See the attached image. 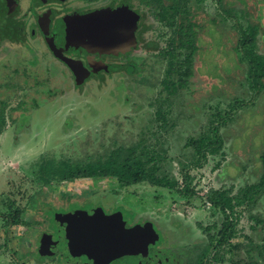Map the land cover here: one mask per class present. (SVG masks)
Segmentation results:
<instances>
[{
    "label": "rangeland",
    "instance_id": "1",
    "mask_svg": "<svg viewBox=\"0 0 264 264\" xmlns=\"http://www.w3.org/2000/svg\"><path fill=\"white\" fill-rule=\"evenodd\" d=\"M119 1L122 0H65L55 6L57 13L70 9L73 12V9L90 10ZM232 1L236 7H253L254 20L262 23L258 47L264 54V1ZM22 4L24 9L25 0ZM21 14L26 22L32 11ZM143 15V31L136 33L137 46L128 54L101 56L100 60H95L101 67L87 72L81 82H77L62 63L53 61L46 54L41 40L26 36L25 43H18L14 37L26 32L25 28H16L10 22L2 28L5 39H0V104L5 102V122L0 124V209L5 210L3 202L6 197H11L16 206L24 207V211L20 225H4L0 217V264H69L36 253L39 234L43 230L56 229L54 214L50 212L65 214L66 210H84L95 205H103L107 211L118 209L129 222L134 218L153 221L156 228L154 251L160 252L161 258L171 251L174 256L170 255V262L183 264L185 248L192 249L193 242L198 244V240L205 237L204 227L215 221L220 227L221 211L206 198L210 190L231 188V194H234L239 186L259 177V155L264 149L260 124L264 98L256 100L255 106L248 111H241L236 122L222 129L223 158L209 156L204 165L191 169L190 173L195 175L192 184H196L197 197H179L147 183L123 189L115 180L107 178H67L41 186L31 184L27 179L33 177L42 156H66L76 160L102 153L104 148L118 144L130 145L142 137L144 127L154 128L156 99L166 96L159 84L165 62L159 55L164 40L158 30L163 29L151 14L144 11ZM214 15V2L204 0L196 14L197 21L204 26L200 33L204 50L195 57V71L188 86L182 88L177 97H171L174 101L169 99V109L174 107V113L171 111L169 117L175 118V125L169 135L165 134V146H169L171 159L166 167L179 181L178 162L186 160L184 155L189 151L188 147H183L184 142L189 135L200 132L201 124L211 112L209 105L220 99L221 106L225 107L231 98L246 96V89L231 79L236 75L233 55L230 50L224 55L220 52L219 38L230 47L236 33L228 23L225 26L218 21L217 25L212 23L210 18ZM6 18L8 20L10 16L1 19ZM128 63L135 65V73L115 67ZM226 66L231 69L230 73L223 72ZM217 92L222 96L211 99ZM179 104L182 108H176ZM217 160L221 165L213 169ZM67 170L72 171L71 168ZM28 196H32L31 201ZM55 206L52 211L44 210ZM252 213L259 214L264 220V195L252 208ZM248 214L244 209L236 226L234 242L241 246L233 257L239 259L237 264H254L253 260L264 264V259L254 250L253 259H248L250 254L246 255L251 244L259 245L258 241L264 239V223L255 224ZM159 232L169 236L174 247L169 245V238ZM62 233L60 230L59 235ZM248 237L253 241L251 244ZM116 264H127V261Z\"/></svg>",
    "mask_w": 264,
    "mask_h": 264
},
{
    "label": "trees",
    "instance_id": "2",
    "mask_svg": "<svg viewBox=\"0 0 264 264\" xmlns=\"http://www.w3.org/2000/svg\"><path fill=\"white\" fill-rule=\"evenodd\" d=\"M135 1H119V3H125L120 6H128L133 12L135 21L133 35L134 29H136V33L139 29H142L139 30V33L143 31L146 15H143L144 11L151 14L163 29L162 31L158 30L159 36L164 40V47L159 51V55L165 62L159 84L162 88L161 91H166V96L156 99L157 104L152 122L155 124L154 128H151L152 126L144 127L146 130L142 131L140 135L142 137L130 145L118 144L111 148H104L102 153L90 154L84 158L72 160L66 156L59 158L42 156L37 162L33 177H27L31 184L41 186L56 180H67V178L71 180L107 178L110 181L115 180L118 187L123 189H127L131 185L147 183L167 190L169 193L177 194L179 197L188 199L197 197L196 184H192L195 175L190 173L191 169L204 165L209 156L220 155L223 158L225 144L222 129L236 122L240 118L241 111H248L255 106L256 100L264 98V54L259 51L258 47V33L262 29L261 21L254 20V9L250 5L241 8L236 7L232 0H212L216 11V15L210 18L212 23L216 25L220 23L222 26L228 23V27L236 33V39L230 47H227L226 43L219 38V44L222 47L220 52L224 55L230 50L233 55L236 63L233 70L236 71V75L234 77L232 75L231 79L246 89V96L231 98L225 107L221 106L223 102L220 99L214 105H209L208 108L211 109V112L208 113L205 123L201 124L200 132L197 135H189L184 142L183 147H188L189 151L184 155L186 160L178 162L180 166L179 181L166 167L171 159L168 154L169 146H165L167 142L165 134L169 135L172 126L175 125V118L169 117L171 111L174 113L173 106L169 109L171 106L169 99L177 97L180 90L188 86L195 71V57L204 50L200 37L204 26L196 19V14L199 13L204 0ZM259 1L264 0L257 2ZM136 46L137 41H134V47ZM115 67L126 69L132 73H135L137 69L132 63ZM230 71L228 66L223 68L225 73H230ZM241 75L242 77H240ZM220 96L222 93L217 92L216 95L211 96V99ZM4 106L5 102H2L0 104V124L5 122ZM180 107L182 108L180 104L176 106V108ZM260 124L263 128L262 144L264 145V113ZM259 159L261 173L256 180L245 182L234 194H231L232 189L228 188L210 190L206 197L213 206L218 207L223 216L220 227L214 231L216 235L210 236V238L213 237L212 242L216 240L217 248L219 244L221 245L222 260L226 254L234 253L232 249H238L241 246L239 243L232 244L230 240L237 234L236 226L244 209L248 210L247 216L255 224L264 223L259 214L252 213V208L264 195V149L261 151ZM82 161L83 164H80ZM221 161L217 160L213 169L219 168ZM74 165H76L75 170L73 169ZM69 168L72 171L67 170ZM27 198L28 201L32 200V196ZM3 204L5 210L0 209L2 224H22L24 207L16 206L11 197H6ZM211 228L216 227L210 225L203 230L209 234ZM252 242L250 238L249 243ZM258 242L259 245L251 244L250 249H246V255L250 254L248 259H253L254 251L264 259V239H260ZM253 262L259 264L255 260Z\"/></svg>",
    "mask_w": 264,
    "mask_h": 264
},
{
    "label": "water",
    "instance_id": "3",
    "mask_svg": "<svg viewBox=\"0 0 264 264\" xmlns=\"http://www.w3.org/2000/svg\"><path fill=\"white\" fill-rule=\"evenodd\" d=\"M56 24L64 43L100 54H116L129 51L135 21L128 6H119L115 9L99 8L85 14L65 15ZM60 58L73 71L76 81L81 82L87 72L81 62L63 56ZM58 215L61 223L65 224L63 243L68 249V259L96 264L95 260L110 261L123 254L143 252L148 243L152 242L148 223L144 226L120 227L122 213L119 211L105 215L103 209L97 207L91 215L84 210ZM53 243L52 236L44 234L39 253L48 254ZM92 245H97L99 250L92 249Z\"/></svg>",
    "mask_w": 264,
    "mask_h": 264
},
{
    "label": "flooded vegetation",
    "instance_id": "4",
    "mask_svg": "<svg viewBox=\"0 0 264 264\" xmlns=\"http://www.w3.org/2000/svg\"><path fill=\"white\" fill-rule=\"evenodd\" d=\"M65 0H25V8L23 9V4L22 0H0V39H5L3 36V31L2 28L7 24V22H10L14 24V27L16 28H25L26 32H22L20 35H15L14 37L16 41H19L18 43H25L26 42V36H31V38H34L35 40H41L46 48V54L52 58V60L56 61L57 63H62L66 68L67 72L71 73L74 78L75 75L73 71L70 69V67L65 63L63 59L60 58V56L67 57L70 59H74L77 61H80L82 66L86 69L87 72L92 71L93 68L101 67L97 66L96 61L100 60L101 56H120L128 53H116V54H100L97 51L94 50H84L80 46H75L72 44H66L63 41V38L61 36L60 29L57 28L56 21L65 15H72V14H85L90 11L99 9V8H109V9H115L120 5H123L125 3H119V2H111L108 5L101 6V7H94L89 10V8L84 9V10H76L72 9L64 11V12H59L57 13L56 9V4H62L61 2H64ZM32 11L31 17H29L26 22H24L23 16L21 12L25 11ZM10 18L7 20L1 19L3 17H8ZM14 17V18H13ZM18 18V20H17ZM2 24V26H1ZM6 31V28H5ZM139 32V31H137ZM136 29H134V35L132 32V42H131V47L130 51L134 49V41L136 42ZM24 35V37L22 36ZM135 39V40H133ZM13 40V38H12ZM129 51V52H130ZM60 55V56H59ZM90 56H94L90 57ZM96 60V61H95ZM94 61V62H93ZM86 64L88 66H86ZM86 72V73H87ZM59 206V205H58ZM61 206V205H60ZM55 207H49L48 209L44 210H50ZM97 208V206H93L92 208L89 209H84V211L87 212V214L91 215L94 212V209ZM101 208L103 209L105 215H110L113 214L114 212H118L117 210H112V211H107L104 206L102 205ZM82 210V209H81ZM76 210H70V211H65V214L67 213H72ZM51 215L54 214V225H56V229H52L51 231H42L39 234V241L38 244L36 242V245L38 248L36 249V253H39V248L41 244V238L43 237L44 234H50L52 236L53 244L50 245V252L48 254H40L41 256H52L56 257V261H66V263L69 264H95L94 262L90 263H84L82 260H72L68 259L67 257L69 256L68 249L65 247L63 240H64V234H65V224L61 223V218L60 215L58 214H63V212L57 213V218H56V211L50 212ZM146 223H148V231L152 236V242H149L147 245V249L143 252L139 251L138 253H133V254H123L120 257L114 258L112 260H104V261H99L95 260L96 264H116L119 261H127V264H173L170 262V255L174 256L173 252L169 251V253L166 255V253L162 256L161 258L159 256L160 252L154 251V244H155V237H156V228H154L153 221H149L148 219L144 220H138V218H134L131 222L128 220H124V215L122 214V221L120 222V227H132L135 225H141L144 226ZM151 224V226L149 225ZM217 222L215 221L214 223H211L210 225H215L216 228H211L209 231V234L203 230V235H205L204 238L198 240V244L193 242V248L188 250V247L185 248V253L182 255L183 257V264H237L238 259L235 257L233 258V253H229L225 255L224 260L221 258V254L223 255V251H221V245L219 244L218 248L216 247V240L212 242V238L214 237V231H216L217 228ZM206 225L204 228H206ZM60 230H63L62 235L60 236ZM213 230V231H212ZM161 235L165 236V233H160ZM216 235V234H215ZM210 236H213L210 238ZM166 237V236H165ZM167 239L169 238L166 237ZM234 237L230 240L231 243L236 244L234 242ZM161 242V241H160ZM158 242V243H160ZM170 246L174 247V243L171 241V238H169ZM71 245V244H70ZM54 247V248H53ZM227 248V247H226ZM92 249L98 251L99 247L97 245H92ZM157 250L158 247H157ZM217 250V251H216ZM236 248L232 249V252H235ZM50 254V255H49ZM180 254V253H178ZM223 257V256H222ZM231 259V260H230ZM59 263V262H58ZM177 264V263H175Z\"/></svg>",
    "mask_w": 264,
    "mask_h": 264
}]
</instances>
